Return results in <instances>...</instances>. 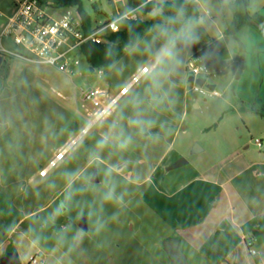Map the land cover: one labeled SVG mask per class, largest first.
<instances>
[{
	"label": "rangeland",
	"instance_id": "1",
	"mask_svg": "<svg viewBox=\"0 0 264 264\" xmlns=\"http://www.w3.org/2000/svg\"><path fill=\"white\" fill-rule=\"evenodd\" d=\"M45 2L58 6L56 0ZM82 2L95 25L131 9L127 0ZM241 4L201 0L199 15H204L206 24L199 29L200 42L182 54L183 64L172 78V103L163 112L149 113L156 120L150 130L155 138L138 136L128 151L106 147L96 162L90 153L108 131L110 113L123 103L122 89L147 67L142 52L126 50L112 67L96 71L78 55L80 64L73 67V77L52 65L4 59L0 93L14 98L22 119L0 136V260L16 251L22 264L34 254L49 264H171L163 242L179 233L165 217L167 197L202 172L229 176L245 159L264 155V145L260 148L255 142L257 138L264 142V117L252 111L264 104V33L250 23L230 29L234 8ZM246 6L251 17L264 15V0H246ZM13 9L14 0H0V26ZM52 9L59 16L65 8ZM224 49L230 54L221 59ZM190 62L209 68L208 82L220 96L193 90L188 83ZM142 77L131 91H142ZM81 88H98L103 94L86 102ZM125 113L130 114L128 109ZM97 121L108 122L91 129L85 126ZM65 149V158L41 176V170ZM181 158L186 165L169 169ZM108 169L117 194L123 195L120 205L102 201ZM95 170L94 187L77 194L64 208L65 214L51 222L50 215L63 206L67 174L81 173L75 182L81 187L83 176H94ZM235 185L249 200L257 192L245 180ZM97 219L105 225L99 233L94 229ZM77 229L86 235L69 253ZM61 230L67 232L63 244L58 242Z\"/></svg>",
	"mask_w": 264,
	"mask_h": 264
},
{
	"label": "clouds",
	"instance_id": "2",
	"mask_svg": "<svg viewBox=\"0 0 264 264\" xmlns=\"http://www.w3.org/2000/svg\"><path fill=\"white\" fill-rule=\"evenodd\" d=\"M228 0H225L227 3ZM151 5L147 12L148 18L152 21L151 26L141 36L136 33L125 45L129 52H142L146 57L147 67L144 69V76L141 83L142 91H129L123 103L110 113L108 131L97 141L96 149L90 153L89 158L96 162L101 159L100 150L115 146L120 151L130 150L136 137H153L151 129L156 126V120L151 118L149 113L163 112L172 103L171 93L173 76L183 64V53L190 52L191 48L200 42L199 29L205 24L204 15H196L195 11L189 14V5H201V0H142L137 5L140 12L148 5ZM202 6V5H201ZM198 10V9H197ZM136 9H129L126 20H131L136 15ZM128 109L130 114L125 113ZM22 119V114L16 109L14 98L0 93V136L5 132L14 129L15 120ZM108 121H97L91 126L94 128L103 126ZM15 140V135L13 136ZM104 191L102 201L105 204L120 205L123 203V195L117 194L116 183L112 177V170L104 172ZM92 174L83 176V185L76 187L75 182L81 179V173H69L66 176V192L62 207H58L50 215L49 220L55 222L64 215L66 208L77 194H81L94 186L92 185ZM48 221H46L47 223ZM105 225L97 219L94 229L97 233L103 230ZM67 231L71 225L66 226ZM67 232L61 230L58 234V242L63 244ZM85 233L77 229L72 236V243L68 248L71 253L79 243H82Z\"/></svg>",
	"mask_w": 264,
	"mask_h": 264
},
{
	"label": "crops",
	"instance_id": "3",
	"mask_svg": "<svg viewBox=\"0 0 264 264\" xmlns=\"http://www.w3.org/2000/svg\"><path fill=\"white\" fill-rule=\"evenodd\" d=\"M261 157L264 155L245 159L229 176L202 172L167 197L165 217L179 233L172 237L181 238L189 261L264 264V158ZM242 180L255 186L257 192L250 200L236 188L235 183Z\"/></svg>",
	"mask_w": 264,
	"mask_h": 264
},
{
	"label": "built area",
	"instance_id": "4",
	"mask_svg": "<svg viewBox=\"0 0 264 264\" xmlns=\"http://www.w3.org/2000/svg\"><path fill=\"white\" fill-rule=\"evenodd\" d=\"M131 20H126L128 11L119 14L114 19L98 23L93 30L86 34L83 30V21L75 8H65L59 16H55V11L41 0H14L13 12L7 16L5 24L0 26V57L10 56L23 59L29 63L40 65H52L60 71L73 77L75 75L74 66L80 64L78 57L79 49L86 43L101 44L106 41V36L111 32H118L122 26L128 22L139 20V9ZM14 47H20L19 52ZM135 76L128 87L122 89V95L129 92L130 88L137 84L142 75ZM190 76L196 80L210 76L208 67L195 62L189 63ZM102 74V71H100ZM193 90L200 94L220 96L216 90H210L206 86H200L197 82L192 85ZM81 98L83 101H95L102 91L98 88H81ZM258 147H263L264 142L256 139ZM66 150L59 152L50 165L41 170L40 175L46 176L48 170L57 165L65 158ZM255 253L254 250H252ZM28 264H49L43 260L39 254L31 255Z\"/></svg>",
	"mask_w": 264,
	"mask_h": 264
},
{
	"label": "trees",
	"instance_id": "5",
	"mask_svg": "<svg viewBox=\"0 0 264 264\" xmlns=\"http://www.w3.org/2000/svg\"><path fill=\"white\" fill-rule=\"evenodd\" d=\"M240 1L242 3L240 9H234V20L230 28L231 30L242 28L248 23L253 24L248 20V16H246L245 13L246 0ZM41 2L49 6V3L45 2V0H41ZM141 2L142 0H127V4L131 9L136 8L138 4H141ZM56 3L58 5H56L58 8L72 7L77 10L83 21L82 23L84 33L88 34L93 30L95 26V23L93 22L94 20H92L90 14L84 8V2H82V0H56ZM51 7L57 8L54 5H52ZM150 8L151 5L149 4L146 8L143 9L142 13L139 10V20L124 24L121 30L118 32L109 33L106 36L105 42L101 44L86 43L82 45L79 49L78 55L85 57V59L88 60L91 68H94V71L112 67L122 57H124V53L126 52L125 45L128 43V41H130L136 33H139L141 36H143L146 30L151 26L152 21L147 16V12L150 10ZM188 10L191 13L196 10L195 14H200L199 5H189ZM252 19L259 24L260 27L258 28L264 33V15L257 13L252 16ZM3 57L4 59H13V57ZM252 111L264 117V104L262 107L254 108Z\"/></svg>",
	"mask_w": 264,
	"mask_h": 264
},
{
	"label": "water",
	"instance_id": "6",
	"mask_svg": "<svg viewBox=\"0 0 264 264\" xmlns=\"http://www.w3.org/2000/svg\"><path fill=\"white\" fill-rule=\"evenodd\" d=\"M245 13H246V16H248L247 18L251 23H253L257 27H260L259 24L256 21H254L252 17L248 14L246 5H245ZM221 53H222L220 55L221 59L229 57V54H230L228 53L227 49H224ZM3 60H4V57H0V66ZM91 69L92 71H94L93 67ZM196 82L200 86H206L210 90H214L216 88V86L214 84L209 83L206 78H199L196 80L193 76L189 77L188 79L189 85H194ZM197 152L198 150L194 149L193 153H197ZM186 163H187V160L185 158H181L176 163H174L171 167H169V169L179 168L183 165H186ZM93 181L95 182L98 181L96 170L94 171ZM163 247L167 255L170 256L169 258L171 260V264H190L189 259L186 253H184V250L182 248L181 238L168 237L164 240ZM0 261H1L0 264H22L19 254L16 251H11L7 253L5 256L1 258Z\"/></svg>",
	"mask_w": 264,
	"mask_h": 264
}]
</instances>
